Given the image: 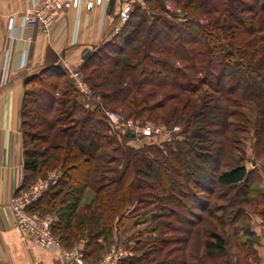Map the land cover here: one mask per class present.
Masks as SVG:
<instances>
[{"label": "trees", "instance_id": "16d2710c", "mask_svg": "<svg viewBox=\"0 0 264 264\" xmlns=\"http://www.w3.org/2000/svg\"><path fill=\"white\" fill-rule=\"evenodd\" d=\"M167 1L192 20L178 23L164 15ZM146 2L156 14L153 21L149 22L141 7L136 6L119 34L92 51L80 67L93 92L101 96L100 105L91 110L78 101L74 84L64 80L69 75L65 69H44L26 82L21 110L24 155L21 190L30 189L34 184L31 182L43 173L55 170L61 173L58 185L51 187L29 212L44 215L58 204L68 208L69 215H59L53 232L65 248L72 249L83 235L84 223L76 215L77 204H72L70 198L78 200L86 188L93 186L96 198L87 211H91L89 220L99 223L100 230L86 236L84 248L86 260L93 263L99 261L91 259L99 258L103 250L101 242L110 237V231L131 208L133 198L144 189L163 196L169 193L170 202L186 209V215L179 216L173 209L170 213L186 223L185 232H190L206 212L213 215L208 207L209 197L217 188L235 190V202L231 201L230 206L239 208L238 215L251 202L247 162L240 160L237 166L219 172L223 150L218 149L215 155H207L213 166L206 168V155L195 152L198 146L195 142L215 136L222 138L233 125L231 118L237 115L233 108H238L241 101L252 104L257 136L264 137V0ZM191 7L195 9L187 11ZM215 12L221 16L215 18ZM199 16H207L206 22L200 21ZM147 88H152V92H147ZM167 89L175 92L164 94ZM205 89L221 97H210ZM161 92L164 99L151 104L150 100ZM111 106L121 107L134 117L153 115L167 108L170 115L166 123L183 125L185 141L177 143L175 151L173 143L140 149L120 147L106 115ZM25 128L36 131L31 133ZM27 136L29 142L43 144L44 151L27 147L30 144ZM119 137L125 141L132 139L126 133ZM114 145L119 146L117 150L122 157H112L108 162L122 161L123 168L107 169L104 172L113 175L99 177L104 152ZM180 177L184 181L180 182ZM176 187L180 193L173 191ZM66 188L67 199H58ZM254 191L257 199L264 197V191L257 188ZM226 196L222 193L218 199L224 200ZM165 224L171 227V223ZM158 226L152 233H162ZM236 226L235 237L246 230V225ZM211 237L213 241L206 243L208 255L222 256L227 250L225 237L217 232L211 233ZM170 241L162 238L159 242ZM237 245L242 246L238 242ZM160 249L157 247L154 252ZM121 264L130 263L127 259Z\"/></svg>", "mask_w": 264, "mask_h": 264}, {"label": "rangeland", "instance_id": "374dc122", "mask_svg": "<svg viewBox=\"0 0 264 264\" xmlns=\"http://www.w3.org/2000/svg\"><path fill=\"white\" fill-rule=\"evenodd\" d=\"M129 2H133L134 7H141L140 9L147 16L149 22L153 21L156 14L151 11L150 6L146 2V0H144L145 3L143 6L139 4L138 0H131ZM165 5L167 13L164 15H166L168 18L173 19L178 23H186L192 20V17L187 16L185 11L177 8L172 2L167 1ZM167 6L171 7L170 11H168ZM193 9H195V7H191V9L189 8L187 9V11H191ZM213 16L215 18H218L221 16V14L219 12H215ZM205 17L207 16L200 17V21L206 22ZM262 17H264V15ZM257 20H259V17L257 18ZM90 71L91 70H89L87 73L89 74ZM76 74H80L79 78L82 84L85 85V87H87L89 91L97 97V105H95V101L93 102L91 100L94 106L97 107L98 105H100L102 103L101 96L99 94H96L97 92H93L92 88L86 80L85 73L79 71V73ZM74 79L75 78L73 74L69 73V75L64 80L72 81L75 86ZM151 89L152 88H147L146 90L147 92H152ZM163 91H165L164 94L175 92L174 90L170 89ZM203 91H207L206 95L210 97H221L208 91L207 89ZM163 97V92H161L157 97L150 100V103H159L164 99ZM77 99L80 103L85 105V100L83 99V97H80L79 93L77 95ZM221 103L223 105L225 104V102ZM239 105L240 106L238 108H233L237 111V115L231 118L233 125L228 129L227 132H225L222 138L215 136L206 140H196L195 142V144H198V146H196L195 152L201 156L205 154L206 159L208 158L207 155H215L218 149L223 150L222 156L220 158L221 166L219 168V172L227 171L237 166L240 160H244L245 163L247 162L246 165L248 168L253 167L251 163V159L253 157H261V159L264 160V152L259 156V151L261 152V149H264V137H262V135L261 137H259V139L257 136V127L255 128V110L251 106L252 104L250 105V103H246L244 101H241ZM94 106L92 107L93 109L95 108ZM128 112L129 111H125L121 107L115 106H111V109L106 112L112 132L117 135L118 140L120 141V147L129 145L136 149H140L144 146H142V143L140 141H137L136 139H130L128 141L122 140L121 137H119L121 135V131L118 130L117 127L110 122L108 114L113 116L115 119L121 117L124 121H132L139 127L150 126L155 131H158V133L155 134L154 137L146 139L145 142L148 143V145H155L158 147L167 143H173L171 147L175 151L177 143H183V141H185L186 136L183 133V125H174L173 122L169 124L166 123L170 115L167 108L159 109L153 115L144 114L140 117L129 116ZM25 130L30 131L31 133H35L36 131L29 130V128H25ZM143 140L144 139H141V141ZM211 140L214 143H212ZM29 141L30 137L27 136V143H30L27 147H29L30 149H35L39 152L44 151L43 144H33ZM220 142L221 144H219ZM119 146H111L109 149H107L106 152H104L106 155H104L105 159L100 169L101 173L98 174L99 177L100 175H102L103 177H105L106 175L112 176V173L104 172L107 169L113 168L119 171L122 170V161L115 160L113 162H108V160L110 161L112 157L121 159V152L119 151V149L117 150V147ZM162 149L166 151L167 148L164 147ZM202 160L204 161L205 159ZM210 160L211 159H207L208 164L206 165V168H210L213 166V160ZM54 172L57 171L55 170L52 172L43 173L31 183L36 184L40 180H46ZM179 179L180 182L184 181L183 177H180ZM146 181L153 182L149 179H147ZM171 190L173 189L171 188ZM66 191L67 188L63 192L64 195L61 194L58 199H67V197L65 196ZM173 191L180 193V189H178L177 187ZM222 193L226 194L227 196L224 200H219L218 197ZM234 196L235 190H229L227 188H217L215 194L209 197L210 204L208 207L214 212L213 215H210L206 212L203 219H201L194 228L190 229V232H185V230L187 229V227H185L187 226L185 225L186 223H182V220H178V217L176 215H170V213L174 210L179 214V216L186 215V209L179 207L176 202H170L169 193L168 196H163L161 193L153 191L152 189H144L139 192V194H136V196L133 198V204L131 208L125 212L124 217L121 219L120 223L115 225L113 230L110 231V237H106L105 239L102 238L104 239L101 242L103 243V250L99 258L91 260L101 261L104 256L108 254L112 246L117 243L121 245L128 253H131V256H129L128 258V262L130 264H151L153 260L155 263L152 264H246V259H248V255L246 254L247 250L243 248L241 250H237L235 246L237 242L239 244L241 241V238L235 237V228L237 227L236 225H241L242 227L246 225V212L240 213V215H238L239 208L235 205H233L232 207L230 206L232 205L231 201L234 200ZM95 198L96 190L93 186L86 188L78 200L70 198V202L72 201V204H77V208L75 211L76 215H78V218L84 223L83 235L74 248L78 247L82 240H85L87 242V235L91 234L93 236L99 233V223H97L94 219L92 221L89 220L92 217L89 208L92 207ZM57 206L58 207L55 210L47 211L46 213H44V215H54L56 218V223L60 219L59 215H63L64 213H67L66 215H69L68 208H65V206L60 207L59 204ZM87 209L89 210L87 211ZM237 218L239 219L238 221L236 220ZM165 223H171V227L166 226ZM158 225H160L162 233H152L155 227L159 228ZM215 232L225 237L227 250L222 256L210 257L208 255L206 243L213 241L211 233ZM240 234L241 233H239V235ZM162 238L172 239V241L164 244L162 242H159ZM155 239H157V241ZM157 247H161V249L159 250V252H154V249H156ZM74 248L65 249L73 250Z\"/></svg>", "mask_w": 264, "mask_h": 264}, {"label": "crops", "instance_id": "0c3cea01", "mask_svg": "<svg viewBox=\"0 0 264 264\" xmlns=\"http://www.w3.org/2000/svg\"><path fill=\"white\" fill-rule=\"evenodd\" d=\"M40 1L0 0V264H67L60 252L39 247L16 228L10 206L24 179L21 110L26 82L44 69L79 72L86 55L114 37L119 12L127 3L115 0L110 9V0H105L89 11L82 0L78 9L62 13L48 31H39L26 26L24 17ZM251 163L246 230L236 235L242 246H235L247 250V264H264V197L257 199L254 191H264V160L253 157ZM80 246L85 248L86 241Z\"/></svg>", "mask_w": 264, "mask_h": 264}, {"label": "built area", "instance_id": "2783aa9c", "mask_svg": "<svg viewBox=\"0 0 264 264\" xmlns=\"http://www.w3.org/2000/svg\"><path fill=\"white\" fill-rule=\"evenodd\" d=\"M81 1L82 0H41L33 11L25 15L24 23L26 26L38 28L39 31H48L62 13L70 9H78L81 5ZM129 1L127 0V3L124 4L119 12V24L114 29V35L119 34L121 29L130 20L135 10L133 2ZM138 2L141 6L145 3L144 0H138ZM104 4L105 0H86V8L89 11ZM167 8L168 11L171 10V7L167 6ZM12 26L13 19H10L9 28H12ZM76 73H73L75 87L80 97H83L85 100V106L91 109L94 106L91 100L96 103L98 102L97 97L82 84L79 78L80 74ZM95 105H97V103ZM108 118L121 133L134 134L132 139L140 141L142 146H147L148 143L145 142L146 139L152 138L158 133V131H155L150 126L139 127L132 121H124L121 117L115 119L108 114ZM141 139L144 140L141 141ZM60 178L61 173L58 171L54 172L48 179L40 180L38 183L32 185L30 189L22 190L12 197L10 206L15 215L16 228L39 247L45 250L60 252L67 264H121L127 260L129 256H131V253H128L121 245L116 243L101 261L91 263L86 260L84 248L82 246L79 245L73 250H66L64 248L59 237L53 232L56 224L54 215H40L29 212V208L47 193L51 187L58 185Z\"/></svg>", "mask_w": 264, "mask_h": 264}, {"label": "water", "instance_id": "95a60500", "mask_svg": "<svg viewBox=\"0 0 264 264\" xmlns=\"http://www.w3.org/2000/svg\"><path fill=\"white\" fill-rule=\"evenodd\" d=\"M114 3H115V0H110V2H109V8H110V9L113 8ZM89 54H90V53H88V54L86 55V57H87ZM86 57H85V58H86ZM126 135H127V136H130L131 138L134 137V134H131V133H126Z\"/></svg>", "mask_w": 264, "mask_h": 264}]
</instances>
